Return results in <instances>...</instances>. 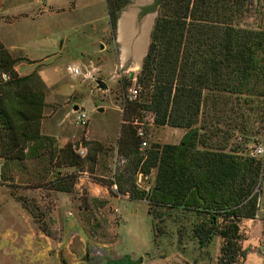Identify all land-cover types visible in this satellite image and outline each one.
I'll list each match as a JSON object with an SVG mask.
<instances>
[{
	"label": "trees",
	"instance_id": "16d2710c",
	"mask_svg": "<svg viewBox=\"0 0 264 264\" xmlns=\"http://www.w3.org/2000/svg\"><path fill=\"white\" fill-rule=\"evenodd\" d=\"M127 2L105 0L111 27ZM153 6L148 45L134 75L137 94L122 100L117 153L124 164L106 185L145 198L155 221L190 216L187 235L200 247L219 236L215 264H236L239 221L254 214L263 158L227 145L228 128L245 140L264 120V0H154ZM22 58L0 40V177L5 165L44 159L55 168L49 187L69 191L75 174L57 167L92 165L103 144L84 139L79 154L70 142L56 145L53 135L40 131L45 84L35 68L17 73L14 64ZM131 78L129 72L124 86ZM145 111L153 124L183 127L179 139L139 149L131 120H141ZM223 120L224 130L218 126ZM212 135L216 139L209 140ZM151 168L152 182L138 188L135 172ZM152 225L159 229L157 222Z\"/></svg>",
	"mask_w": 264,
	"mask_h": 264
},
{
	"label": "rangeland",
	"instance_id": "374dc122",
	"mask_svg": "<svg viewBox=\"0 0 264 264\" xmlns=\"http://www.w3.org/2000/svg\"><path fill=\"white\" fill-rule=\"evenodd\" d=\"M54 2L62 3L63 8L50 13L52 23L44 24V34L48 39L54 38L58 45L63 38L64 44L60 54L53 58L58 72L52 71L53 64L48 62L34 67L46 68L45 80L41 78L46 101L40 131L53 135L56 145L70 142L78 147L84 139H96L103 144V151L92 165L84 162L82 167H57L62 173L75 174L69 191H59L47 184L55 169L52 162L25 159L3 166L0 264H111L119 258L122 259L118 264H215L219 236L214 235L208 245L200 247L184 229L190 216L181 214L177 220L168 216L155 221L146 211L145 198H131L127 192H118L114 183L106 185L124 164L117 153L122 100L127 87H136L134 75L141 65L156 14L154 0H128L117 12L113 27L105 0ZM125 18L132 19L140 28L147 22L139 58L132 53L129 38H122ZM67 65L77 67L78 72L69 71ZM129 72L131 81L124 86ZM98 80L105 86L100 87ZM78 108L86 114L84 124L73 121ZM138 120H142L146 136V144L139 148L142 150L151 141L176 142L184 131L183 127L153 124L149 111ZM261 124L245 140L237 129L228 128L232 131L227 145L237 144L247 153L254 144L264 147V120ZM218 126L224 130L228 124L223 120ZM214 139L216 136L212 135L209 140ZM256 157L263 158L264 171V152ZM7 174L12 177L5 178ZM153 174L154 168L146 174L136 171L134 183L138 188H146ZM257 200L263 207L264 182ZM260 212L239 221L242 238L236 264H264V217ZM153 222L159 224V229L154 228Z\"/></svg>",
	"mask_w": 264,
	"mask_h": 264
},
{
	"label": "crops",
	"instance_id": "0c3cea01",
	"mask_svg": "<svg viewBox=\"0 0 264 264\" xmlns=\"http://www.w3.org/2000/svg\"><path fill=\"white\" fill-rule=\"evenodd\" d=\"M62 8V3L54 0H0V40L12 55L27 58L15 62L14 69L18 74L28 73L35 65L46 62L53 64L52 71H59L53 58L60 54L64 39L61 38L59 45L54 38L48 39L44 34V24L52 23L50 13ZM45 69V66L37 67L42 79ZM42 120L43 117L41 129Z\"/></svg>",
	"mask_w": 264,
	"mask_h": 264
},
{
	"label": "built area",
	"instance_id": "2783aa9c",
	"mask_svg": "<svg viewBox=\"0 0 264 264\" xmlns=\"http://www.w3.org/2000/svg\"><path fill=\"white\" fill-rule=\"evenodd\" d=\"M67 69L73 73L78 72V68L75 66H69L67 65ZM7 74L5 72H1V77L2 78H6ZM137 94V88L135 86H129L127 87V93L126 96L127 98H133L135 97ZM73 121L76 124H84L86 121V114L84 111L79 110V108L75 111V114L73 116ZM131 122L134 125L135 128V132L136 134L139 136V148L143 147L146 144V136H145V129L143 128V125L141 124V121H139L137 119V117H133ZM74 150L79 153V154H83L84 153V147L83 146H78V147H74ZM264 152V147L261 144H254L253 146H251L250 150H249V154L256 156L259 154H262ZM264 182V171H262L260 173L258 182L256 184V188L259 191L260 190V184ZM262 211L260 212L261 215L264 217V206L260 207L258 204V200L256 199V208L254 211L253 215H257L258 211Z\"/></svg>",
	"mask_w": 264,
	"mask_h": 264
},
{
	"label": "bare ground",
	"instance_id": "6f19581e",
	"mask_svg": "<svg viewBox=\"0 0 264 264\" xmlns=\"http://www.w3.org/2000/svg\"><path fill=\"white\" fill-rule=\"evenodd\" d=\"M124 13L120 16L119 20H121L122 17H124V15H125ZM145 19H146V17L144 18V20ZM136 24L137 23L133 24L132 19H130V18L126 19L125 18L122 22V25H121V34L123 36L122 38H125V41H126V38H129V40H130L129 43L132 44V46L129 45L132 48L131 51H132V53H134L136 55L137 58H139L141 55V53H140L141 48H143V44H144L143 42H145V38H146V36H144V34L146 33L145 32L146 30H144V29H145L147 22L144 21L141 28L138 27ZM136 30H138V31H136ZM137 33H138V35L136 37V40H134L135 34H137Z\"/></svg>",
	"mask_w": 264,
	"mask_h": 264
},
{
	"label": "water",
	"instance_id": "95a60500",
	"mask_svg": "<svg viewBox=\"0 0 264 264\" xmlns=\"http://www.w3.org/2000/svg\"><path fill=\"white\" fill-rule=\"evenodd\" d=\"M97 83H98V85H99L100 87H104V86H105V84H104V82H103L102 80H98ZM75 107H76V106L74 105L73 108H75ZM99 109H101V107H98V110H99Z\"/></svg>",
	"mask_w": 264,
	"mask_h": 264
},
{
	"label": "flooded vegetation",
	"instance_id": "af4514ba",
	"mask_svg": "<svg viewBox=\"0 0 264 264\" xmlns=\"http://www.w3.org/2000/svg\"><path fill=\"white\" fill-rule=\"evenodd\" d=\"M147 17V19H148V16H146Z\"/></svg>",
	"mask_w": 264,
	"mask_h": 264
}]
</instances>
